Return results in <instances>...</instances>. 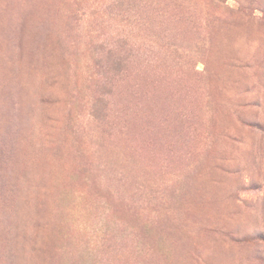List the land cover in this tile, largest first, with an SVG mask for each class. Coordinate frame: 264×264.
Here are the masks:
<instances>
[{"label": "rangeland", "instance_id": "374dc122", "mask_svg": "<svg viewBox=\"0 0 264 264\" xmlns=\"http://www.w3.org/2000/svg\"><path fill=\"white\" fill-rule=\"evenodd\" d=\"M0 264H264V0H0Z\"/></svg>", "mask_w": 264, "mask_h": 264}]
</instances>
